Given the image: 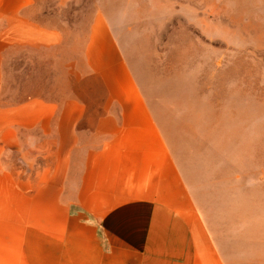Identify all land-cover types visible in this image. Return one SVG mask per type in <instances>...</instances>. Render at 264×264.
Wrapping results in <instances>:
<instances>
[{
  "label": "rangeland",
  "instance_id": "1",
  "mask_svg": "<svg viewBox=\"0 0 264 264\" xmlns=\"http://www.w3.org/2000/svg\"><path fill=\"white\" fill-rule=\"evenodd\" d=\"M38 4L47 35L0 37V106L55 108L115 51L224 264H264V0Z\"/></svg>",
  "mask_w": 264,
  "mask_h": 264
},
{
  "label": "crops",
  "instance_id": "2",
  "mask_svg": "<svg viewBox=\"0 0 264 264\" xmlns=\"http://www.w3.org/2000/svg\"><path fill=\"white\" fill-rule=\"evenodd\" d=\"M38 5L0 0V37L47 35ZM114 52L55 108L0 106V264H224Z\"/></svg>",
  "mask_w": 264,
  "mask_h": 264
}]
</instances>
